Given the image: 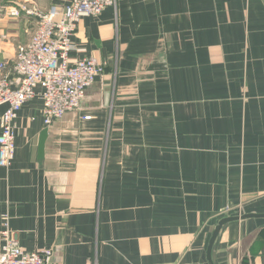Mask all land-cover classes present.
<instances>
[{
	"label": "crops",
	"instance_id": "obj_1",
	"mask_svg": "<svg viewBox=\"0 0 264 264\" xmlns=\"http://www.w3.org/2000/svg\"><path fill=\"white\" fill-rule=\"evenodd\" d=\"M69 1L5 0L0 62L36 27L4 7ZM86 56L104 71L80 108L48 125L41 98L19 113L0 250L7 215L49 264H210L222 218L261 214L225 224L213 261L264 264V0H118L81 19L71 57Z\"/></svg>",
	"mask_w": 264,
	"mask_h": 264
},
{
	"label": "built area",
	"instance_id": "obj_2",
	"mask_svg": "<svg viewBox=\"0 0 264 264\" xmlns=\"http://www.w3.org/2000/svg\"><path fill=\"white\" fill-rule=\"evenodd\" d=\"M5 0H0V8ZM118 0H70L53 5L47 11L28 4L8 5L11 16H36V27L30 39L19 45L12 60L0 62L1 116L0 165L10 166L16 155L17 119L23 106L35 98L44 103V122L51 124L67 112L80 108L87 90L103 74L104 66L94 57L72 61L74 36L81 19L98 16ZM90 115L84 119H90ZM230 209L225 211L229 214ZM4 243L0 264H49L52 248L29 251L24 249L10 230L8 216L2 231Z\"/></svg>",
	"mask_w": 264,
	"mask_h": 264
},
{
	"label": "water",
	"instance_id": "obj_3",
	"mask_svg": "<svg viewBox=\"0 0 264 264\" xmlns=\"http://www.w3.org/2000/svg\"><path fill=\"white\" fill-rule=\"evenodd\" d=\"M48 140V130L44 129L43 132L41 133V137H40V142H39V154L40 156L44 155L45 152V147H46V143ZM263 216L261 214H239L238 216H225L224 218H222L218 225L214 228L213 232H212V236L210 238L209 241V245H208V251H207V255H208V260L210 264H215L213 261V248L215 245V242L223 228V226L229 222H232L234 220H242V219H246L249 217H253V216Z\"/></svg>",
	"mask_w": 264,
	"mask_h": 264
}]
</instances>
